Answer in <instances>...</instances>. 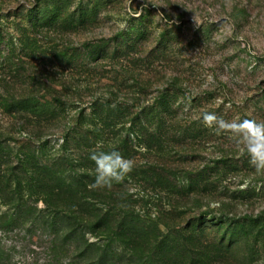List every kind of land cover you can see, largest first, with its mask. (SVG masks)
I'll return each instance as SVG.
<instances>
[{
	"label": "rangeland",
	"instance_id": "1",
	"mask_svg": "<svg viewBox=\"0 0 264 264\" xmlns=\"http://www.w3.org/2000/svg\"><path fill=\"white\" fill-rule=\"evenodd\" d=\"M26 103L49 108L40 128L16 112ZM104 107L111 125L96 145L128 135L135 165L167 161L181 185L206 184L183 202L186 222L220 219L213 235L234 243L221 264H264V0H0L2 151L53 159L74 119L95 122ZM133 121L159 125L168 158L145 149ZM140 179L117 182L153 215L155 190ZM16 205L0 199V264H92L78 232L63 241L61 215Z\"/></svg>",
	"mask_w": 264,
	"mask_h": 264
},
{
	"label": "trees",
	"instance_id": "2",
	"mask_svg": "<svg viewBox=\"0 0 264 264\" xmlns=\"http://www.w3.org/2000/svg\"><path fill=\"white\" fill-rule=\"evenodd\" d=\"M26 104L15 108L16 112L19 109L29 111L39 126L49 108ZM92 115L96 120L89 124L81 121L83 115L75 118L72 137H64L59 155L45 162L38 160L34 150L18 151L10 157V153L2 151L0 144L2 203L18 205L25 197L41 201L50 214L61 215L62 221H66L62 227H67L63 241L78 232L81 239L75 242V248L87 263L221 264L220 259H229L220 253L222 248L231 249L234 243L225 244V239L220 243V238L213 235L220 229V219L210 224L203 219L199 222H186L185 219L188 210L183 202L189 197L194 201L201 199L202 194L210 191L207 185H181L174 179L177 170L167 165L166 159L161 158L165 161L161 164H134L132 168L141 181L155 190L152 204L156 213L153 215L148 212V207L144 211L136 207L133 194L123 183L113 180L110 187L97 186L98 165L92 158L93 153L115 149L127 158L132 146L128 135L120 142H113L112 147L105 142L96 145L98 132L106 134L111 124L105 107ZM133 124L145 149L169 157L159 125H147L143 121L138 124L133 121ZM9 193L16 196L15 203L8 198ZM257 225L253 223L252 227ZM84 234H90L95 240L87 241Z\"/></svg>",
	"mask_w": 264,
	"mask_h": 264
},
{
	"label": "clouds",
	"instance_id": "3",
	"mask_svg": "<svg viewBox=\"0 0 264 264\" xmlns=\"http://www.w3.org/2000/svg\"><path fill=\"white\" fill-rule=\"evenodd\" d=\"M230 34V33H226ZM257 127H264V125H257ZM262 151L254 155V161L257 167L264 168V145L261 146ZM93 159L97 161L98 174L97 186H111L113 180L120 181L124 175L132 170L134 161L124 158L118 150L113 149L109 152L98 151L94 152Z\"/></svg>",
	"mask_w": 264,
	"mask_h": 264
}]
</instances>
